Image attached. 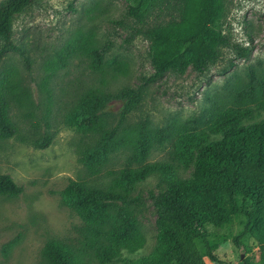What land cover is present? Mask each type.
<instances>
[{
  "label": "rangeland",
  "instance_id": "obj_1",
  "mask_svg": "<svg viewBox=\"0 0 264 264\" xmlns=\"http://www.w3.org/2000/svg\"><path fill=\"white\" fill-rule=\"evenodd\" d=\"M136 1L35 0L14 17L12 39L23 55L0 53V78L15 68L23 95L21 101L10 104L16 132L0 138V173L9 175L21 192L0 196V264H44L42 249L52 240L73 249L83 264H101L90 249L99 226L68 198L71 183L102 186L109 181L110 170L154 161H168L177 175L188 177L191 165L182 141L186 134L206 129L240 106L251 109L244 122L264 119L260 103L264 100V0H222L216 28L229 42L219 47L216 59L202 72L188 67L182 73L166 70L158 76L151 64L149 33L167 25L176 13L171 0H147L143 13L135 18L128 8ZM76 43L84 48L64 65L52 67L63 49ZM95 56L101 66L98 70L91 66ZM125 87L138 93L137 103L125 118L127 99L121 97L104 102L97 115L105 129L117 127L119 137L137 139L144 127L151 148L138 163L130 160L129 145H122L95 171L84 160L87 143L94 137L77 120L75 109L89 89L116 93ZM244 89L255 93L253 100L240 96ZM158 130L162 136L155 138ZM47 136L50 141L40 147ZM166 186L152 173L129 193L130 208L145 242L136 253L124 251L123 255L152 249L156 240L152 200ZM259 208L246 199L222 227L205 226L217 259L206 257V246L197 238L206 264H243L244 260L261 264L264 242L248 232ZM243 230L241 250L233 238Z\"/></svg>",
  "mask_w": 264,
  "mask_h": 264
},
{
  "label": "trees",
  "instance_id": "obj_2",
  "mask_svg": "<svg viewBox=\"0 0 264 264\" xmlns=\"http://www.w3.org/2000/svg\"><path fill=\"white\" fill-rule=\"evenodd\" d=\"M34 1L0 2V53L15 51L23 55L12 39V22ZM146 1L137 0L128 8V14L139 18L146 8ZM171 3L175 16L167 25L149 33L154 75L166 70L182 73L188 67L202 72L216 59L219 47L229 42L228 37L216 28L223 8L222 0H171ZM83 48L82 43L67 45L52 67L64 65L70 56ZM97 57L91 61L96 70L101 68L97 65ZM23 62L29 66L26 57ZM239 94L247 101L253 100L255 95L245 89ZM22 95L16 69H8L0 78V138L15 134L9 109L12 101L22 100ZM120 97L127 99L122 112L124 119L138 100V93L130 87L116 93L89 89L75 109L77 120L94 137L87 143L84 160L95 171L122 145H129L130 160L138 163L151 148L144 127L140 128L137 139L117 136V127L104 128L97 111L107 100ZM260 103L263 106L264 100ZM250 111L249 106L232 109L206 129L184 136L182 141L191 165L188 177L177 175L168 161H154L136 168L129 163L118 171L110 170L109 181L102 186L71 183L68 198L86 219L99 226L90 245L94 258L101 264H206L195 243V239L200 238L206 246V257L216 262L205 226L222 227L246 199L260 207L248 232L263 243L264 119L244 122ZM161 136V130L154 135L155 138ZM49 141L47 136L39 146L44 147ZM152 173L167 185L152 200L156 211L155 244L148 253L123 255L124 251L136 253L145 242L128 195L139 181ZM20 192L21 187L9 175L0 173V196H15ZM245 233L243 230L233 238L235 246L241 250L244 246L240 239ZM41 256L44 264H83L73 249L53 240L44 245ZM243 264L248 262L244 260ZM261 264H264V247Z\"/></svg>",
  "mask_w": 264,
  "mask_h": 264
}]
</instances>
